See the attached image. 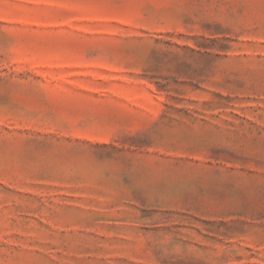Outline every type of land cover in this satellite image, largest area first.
Returning a JSON list of instances; mask_svg holds the SVG:
<instances>
[{
	"label": "rangeland",
	"instance_id": "374dc122",
	"mask_svg": "<svg viewBox=\"0 0 264 264\" xmlns=\"http://www.w3.org/2000/svg\"><path fill=\"white\" fill-rule=\"evenodd\" d=\"M0 264H264V0H0Z\"/></svg>",
	"mask_w": 264,
	"mask_h": 264
}]
</instances>
